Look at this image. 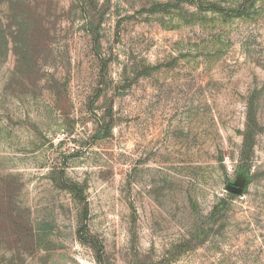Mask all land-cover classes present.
Wrapping results in <instances>:
<instances>
[{
    "label": "rangeland",
    "instance_id": "374dc122",
    "mask_svg": "<svg viewBox=\"0 0 264 264\" xmlns=\"http://www.w3.org/2000/svg\"><path fill=\"white\" fill-rule=\"evenodd\" d=\"M0 264H264V0H0Z\"/></svg>",
    "mask_w": 264,
    "mask_h": 264
},
{
    "label": "water",
    "instance_id": "95a60500",
    "mask_svg": "<svg viewBox=\"0 0 264 264\" xmlns=\"http://www.w3.org/2000/svg\"><path fill=\"white\" fill-rule=\"evenodd\" d=\"M227 190L230 191L231 193H234V194H241V192H242V190L240 188H237V187H228Z\"/></svg>",
    "mask_w": 264,
    "mask_h": 264
}]
</instances>
